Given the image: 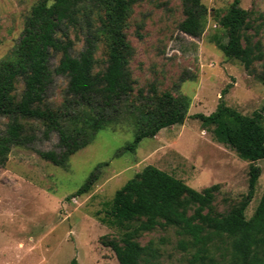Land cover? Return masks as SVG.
<instances>
[{"label":"rangeland","instance_id":"374dc122","mask_svg":"<svg viewBox=\"0 0 264 264\" xmlns=\"http://www.w3.org/2000/svg\"><path fill=\"white\" fill-rule=\"evenodd\" d=\"M37 0H0V58L15 45L23 21ZM182 0H139L131 7L123 35L131 49L127 70L132 92L123 105V119L99 131L90 144L73 154L66 168L53 166L36 151L54 150L57 135L42 137L43 124L21 119L26 132L36 140L29 147L12 146L0 166V264H126L122 254L102 245V239H118V233L102 225V217L114 192L147 165L154 166L200 191L217 185L212 213L226 214L247 191V161L229 147L215 142L210 128L201 127L194 114L214 111L221 91L225 104L242 115L264 107V70L256 61L249 70L227 59L214 40L225 41L218 21L232 0H201L207 16L201 35L189 37L178 30ZM246 13L244 35L264 51V0H239ZM72 54L82 48L80 27L68 29ZM106 40L101 37L94 54L93 73L105 66ZM59 55L50 60L57 65ZM67 79L53 75L46 103L62 113ZM168 92L189 100L188 117L180 125L161 129L143 139L134 152L122 147L131 141L134 115L150 96ZM22 83L12 93L18 100ZM142 94L140 97L139 94ZM6 118H0V132ZM264 128V116L261 120ZM260 169L254 194L244 215L249 218L264 189V159L254 162ZM96 181L88 192L73 196L90 173ZM172 228H157L137 238L140 245L153 241L160 256L156 264H187L190 253L177 249Z\"/></svg>","mask_w":264,"mask_h":264},{"label":"trees","instance_id":"16d2710c","mask_svg":"<svg viewBox=\"0 0 264 264\" xmlns=\"http://www.w3.org/2000/svg\"><path fill=\"white\" fill-rule=\"evenodd\" d=\"M139 0H37L23 21L20 35L10 52L0 58V118L6 123L0 132V166L12 146L29 147L36 140L26 132L21 119L43 124L42 137L57 135L54 150L36 151L37 155L59 168L92 142L96 134L116 126L123 119V105L132 86L127 70L131 49L123 29L131 7ZM182 20L178 30L197 38L201 35L207 9L201 0H182ZM218 24L225 41L215 39L218 50L227 59L236 60L244 70L256 61L264 70V51L244 35L246 13L239 0H232ZM80 27L82 48L72 54L68 29ZM106 40L105 66L93 73L94 54L100 38ZM59 55L57 65L50 60ZM53 75L67 79L62 113L46 103ZM22 83L18 100L12 93ZM264 85V80L262 81ZM222 91L210 114H194L201 127L210 128L215 142L234 151L249 163L247 191L224 215L212 213L217 185L200 191L182 180L147 165L117 189L103 216L97 220L118 233V239H102L103 246L122 254L126 264H156L159 248L153 241L140 245L137 238L157 228H172L178 236L176 247L190 253L187 264H264V189L251 216L244 211L253 197L260 169L254 162L264 159V107L242 115L228 107ZM144 97L134 115L135 130L122 150L134 152L143 139L153 138L161 129L180 125L188 117L189 100L168 92ZM142 97V94H139ZM96 181L94 171L73 196L89 191Z\"/></svg>","mask_w":264,"mask_h":264}]
</instances>
